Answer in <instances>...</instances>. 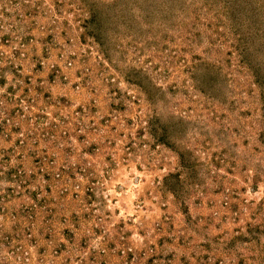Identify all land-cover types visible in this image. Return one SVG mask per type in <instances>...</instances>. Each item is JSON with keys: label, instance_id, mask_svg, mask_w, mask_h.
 <instances>
[{"label": "rangeland", "instance_id": "rangeland-1", "mask_svg": "<svg viewBox=\"0 0 264 264\" xmlns=\"http://www.w3.org/2000/svg\"><path fill=\"white\" fill-rule=\"evenodd\" d=\"M169 1L0 0V264H264L261 89Z\"/></svg>", "mask_w": 264, "mask_h": 264}, {"label": "trees", "instance_id": "trees-1", "mask_svg": "<svg viewBox=\"0 0 264 264\" xmlns=\"http://www.w3.org/2000/svg\"><path fill=\"white\" fill-rule=\"evenodd\" d=\"M120 1L121 0H114V5H119ZM148 1L149 0H141L142 5L143 3L144 5L149 4ZM187 2L188 0H171L167 3L165 2L168 6H164V9L166 12L173 15L176 11L175 3H182V5L184 3L186 6L185 10H188L191 5H189L190 2L186 5ZM193 3L198 5L196 6L197 10H199L200 7H206L207 10L209 9V11H212V16L217 17L220 22L223 23L225 21L228 24V31L232 34L231 36L236 42V51L238 55H240L239 59L242 61L243 67L247 69L248 72L250 71L253 76V84H256L258 88L261 89V95L264 101V33L260 25L256 27L257 19L260 18L258 15L260 10L264 7V0H195ZM256 28L259 31L256 30ZM4 57L3 54L0 55V64L1 61H6ZM206 69H208V73L212 71L210 70L211 67ZM6 70L5 66H0V86L8 81ZM195 72L196 68L192 76H197ZM151 102L153 103V100ZM3 112L11 115V109H3ZM153 123L154 122H152V124ZM162 128L161 126L159 127V133L158 131L154 132L153 128V132L157 135L161 143L168 144V135L171 129L164 128L162 131ZM183 151L184 149L181 150L180 155L185 154V151ZM3 174L6 175L5 178L7 181H20L23 185L26 184V182L23 181V174H13V170L11 172L4 171ZM174 175L176 174H169V176H166L163 186L173 193H177L178 183L169 180L170 177ZM33 196H35V193Z\"/></svg>", "mask_w": 264, "mask_h": 264}]
</instances>
